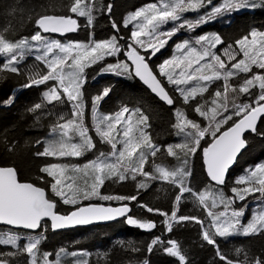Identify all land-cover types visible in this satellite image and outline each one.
Segmentation results:
<instances>
[{
	"label": "snow or ice",
	"instance_id": "6c2138e0",
	"mask_svg": "<svg viewBox=\"0 0 264 264\" xmlns=\"http://www.w3.org/2000/svg\"><path fill=\"white\" fill-rule=\"evenodd\" d=\"M210 5V10L196 20L184 19V13ZM256 6L250 0H223L220 5H213L212 0H155L124 19L123 27L132 25L127 38L119 35L120 27L112 21L116 34L106 39L95 40L91 34L86 42L50 39L44 34L76 32L80 24L74 16L85 18V27L91 28L95 19L94 11L111 12V5H101L98 9L96 0H69L67 11L74 16L48 14L47 11L36 13L34 24L37 30L30 37L10 40L4 34L7 29L0 30V57H3L0 74H21L18 65L31 56L46 71H30L24 87L54 82L43 91L41 102L34 104L28 111L33 114L40 111L41 115L52 116L55 113L47 105L55 108L56 105L68 104L71 108L69 116L57 115L50 130L52 138L44 141L43 150L37 151L35 155L57 159L84 156L96 147L90 130L100 143L110 146L109 152L101 151L83 165L58 162L42 166L39 172L46 175L37 179L45 185L43 187L32 182H20L14 167H0V224L8 226V230H0V246H11L16 250L0 251V264H17L15 258L22 254H27L28 260L21 264H61L62 256L76 257V252L68 253L65 249H60L54 260L49 259L51 253H40L39 245L44 239L42 221L45 219L51 221L52 229H61L123 216L130 225L145 230L154 229L155 222L128 216L131 209L127 204L119 207L96 204L80 206L82 201L92 199L136 200V196L101 194L100 188L106 180L123 182L129 178L136 180L137 176L144 177L138 183V188H146L149 181L158 180L177 190L175 207L170 215L160 209L141 205L149 213L165 216L163 223L168 232L172 231L174 222L195 221L202 227V239L215 247L217 257L225 264H264V254H250L243 247L235 249L236 260L230 259L216 242V237L264 234V163L240 175L234 181L235 186L230 188L232 195L224 192L229 168L246 145L244 133H256L258 121L264 117V32L251 31L226 46L218 34L184 39L175 44V53L171 58L156 66L158 71L149 63L181 30L191 32L217 16ZM169 24L171 27H167ZM121 41L124 43L121 44ZM218 46L223 47L218 50ZM120 55H124L126 60L117 59L115 63L105 64L101 72L138 77L166 105H175L179 98L183 105H190L192 111L207 122L202 125L200 121L189 118L184 108H174L175 122L172 127L175 135L181 137V142L164 146L163 151L179 161L177 166L168 167L155 162L162 146L155 143L149 131V117L139 108L130 109L122 105L118 111L107 114L99 110L101 101L111 91L110 87H105L92 97L91 129L86 125L83 91L87 82L85 70L108 57ZM234 80L239 82L232 83ZM165 81L172 86L175 96L170 94ZM221 81L222 84L205 99V93ZM252 89H257V92L253 94ZM238 96H247L248 99L238 103ZM5 103H12V99ZM41 115H35V120L39 121ZM225 125L228 127L222 131ZM207 137H211L210 142ZM202 141L208 146L202 147ZM13 147L10 146L9 151ZM198 150L203 153L210 181L209 185L199 190L191 186L189 177L192 172L187 167L188 158ZM150 157L153 158V170L146 171L145 165L149 163ZM46 188L50 189L51 196ZM257 193L260 203L252 211L248 222L242 223L247 206L237 209L233 205ZM53 197L59 198L64 205L73 206V210L59 214L56 211L57 201ZM187 198L205 210L210 218L207 226L198 217L177 216L180 202ZM221 206L222 210H215ZM12 229L30 230L38 234L28 236L27 242L21 246L18 242L22 237ZM159 245H164L163 250L177 258L178 264H186V255L176 240L165 242L159 236L154 237L148 245V251ZM74 264H88V261L77 259Z\"/></svg>",
	"mask_w": 264,
	"mask_h": 264
},
{
	"label": "trees",
	"instance_id": "16d2710c",
	"mask_svg": "<svg viewBox=\"0 0 264 264\" xmlns=\"http://www.w3.org/2000/svg\"><path fill=\"white\" fill-rule=\"evenodd\" d=\"M155 0H96L97 8L101 5H111V12L107 10L94 11V21L91 28L85 27L86 19L83 17H75L67 11L69 0H0V30L7 29L4 33L6 38L10 40H18L21 37H30L37 30L34 24L36 13L56 15H73L80 23L79 32L76 35L69 36L61 41H88L90 34L95 40H102L116 34L112 28V21H115L120 27L119 35L127 38L130 35V24L127 28L123 27L124 19L141 7L147 6ZM223 0H212L213 5H220ZM255 3L256 7H243L230 13L217 16L215 19L198 26L193 31L194 39L199 35L218 34L225 41V45L232 44L236 39L249 34L251 31L264 32V0H250ZM211 5L201 8L197 11H189L184 13V18L196 20L199 16L209 11ZM171 27V24H169ZM45 35V34H44ZM187 35L186 30H181L177 35L173 36L168 44L160 50V52L152 57L150 63L155 71L156 66L163 60L171 58L175 53L176 43L182 42L180 36ZM179 37L177 40L175 38ZM124 41H121L123 44ZM223 46H218V50ZM223 58V57H222ZM239 58V57H238ZM117 59L125 60L124 55L119 57H108L101 63L95 64L85 70L87 82L84 85L85 99V116L86 125L91 129L92 111L91 99L93 96L102 92L105 87H110L111 91L100 103V111L103 113H114L118 111L122 105H127L130 109L139 108L145 115L149 117L151 132L155 143L162 146V151L155 158L156 163H162L168 167L178 165L173 157H169L163 147L169 144L181 142V137L175 135L172 124L175 122L173 110L175 107H182L186 111L189 118L196 119L203 123H207L202 117H199L192 111V107L182 104V100L177 98L176 104L169 107L157 99L146 87H144L136 77L129 78L127 76L115 75L113 73L101 72V68L105 64L115 63ZM3 63V57H0V64ZM18 67L21 74L4 72L0 74V166L14 167L18 173L20 181L32 182L38 186H45L37 177L46 175L39 172V169L49 163H70L75 165H83L91 159H94L99 152H109L110 146L102 144L95 133L90 130V135L96 144L95 149L86 153L79 158L65 157H38L35 155L37 151H42L44 141L51 139L50 130L55 123L57 115L63 114L66 117L70 115V105H47V108L55 114L52 116L41 115V112L33 114L28 111L34 104L41 102L42 93L49 87L52 81L47 85H33L32 87H24L27 82L29 72L46 71L42 64L35 61L33 57H27ZM254 71H259L254 69ZM243 75V74H242ZM250 75V74H249ZM234 80L232 83H238ZM222 84L217 82L204 98H209L217 87ZM166 88L170 94L176 95L172 91V86L167 85ZM253 94L257 89H252ZM12 99V103H5ZM238 102H244L247 96H238ZM199 101L200 98L198 97ZM55 104V102H54ZM35 115H41L39 121L35 120ZM234 119H238L235 118ZM232 122L230 121L229 124ZM228 125H225V130ZM209 142L211 137L206 138ZM40 141V143H37ZM247 147L241 154L237 166L230 172V177L224 186V192L232 195L230 188L234 181L246 173L248 169H252L260 163L264 162V118H262L257 133L255 135H247ZM202 147H207V143L201 142ZM14 146L9 151V147ZM152 160L145 165L146 171H152ZM187 167L191 170L192 175L189 177L191 186L194 189H202L210 184L207 177L202 151L198 150L195 155L188 158ZM51 179V178H47ZM144 180V177L137 176L136 180L131 178L123 182L115 180H106L100 188L101 194L120 195L125 197L136 196V200L125 201H103L96 199L93 202H103L107 204H130L132 211L130 216L142 221L155 222L156 227L151 230L141 229L127 223L126 218L117 220L108 224L93 225L84 228L69 229L54 232L51 224L46 222L43 225L42 232L44 239L39 245L40 253H51V260L55 259V254L60 249H65L68 253L76 252L78 255L73 257L68 255L61 259V264H74L77 259H86L88 264H178L175 257H171L163 250L164 245H159L148 251V245L154 237L159 236L163 241L169 239L176 240L186 255V264H225L219 260L216 255V249L213 245L207 244L202 239V227L195 221H182L173 223L171 232H168L163 221L165 216L159 213H149L147 205L154 209H160L162 212L171 214L174 209V199L177 190L166 182L153 180L148 182L146 188H138V183ZM51 196L49 188H46ZM187 196V194H185ZM57 201V212L67 214L73 210V206L64 205ZM90 202L82 201L81 205ZM80 205V206H81ZM245 204L236 201L233 207L239 209ZM217 210V209H215ZM195 216L205 221L207 226L210 218L205 210L195 204L191 198L183 199L177 211V216ZM0 230H8L7 227H0ZM23 236L37 235L38 233L26 232L22 230H14ZM27 242L26 237H22L19 241L21 246ZM216 242L220 250L230 259L236 260L235 249L243 247L250 254H264V234L252 236H229L216 237ZM0 251H16L11 246H0ZM81 253H87V256H81ZM242 258V257H240ZM11 259V258H10ZM17 264L28 260L27 254H22L15 258Z\"/></svg>",
	"mask_w": 264,
	"mask_h": 264
},
{
	"label": "water",
	"instance_id": "95a60500",
	"mask_svg": "<svg viewBox=\"0 0 264 264\" xmlns=\"http://www.w3.org/2000/svg\"><path fill=\"white\" fill-rule=\"evenodd\" d=\"M78 23H79V21H78ZM80 24V23H79ZM81 27V26H80ZM80 29V28H79ZM79 29L76 31V32H72V33H66V34H64V35H60V34H55V33H46L45 35H52V36H55V37H58V38H62V39H65V38H67V37H69V36H73V35H76L78 32H79ZM126 58V57H125ZM129 63H130V61H129ZM150 63V62H149ZM150 66H152L151 65V63H150ZM137 79H138V81L144 86V87H146L150 92H151V90L142 82V81H140V79L138 78V77H136ZM152 93V92H151ZM153 94V93H152ZM157 99H159L155 94H153ZM160 100V99H159ZM161 101V100H160ZM162 102V101H161ZM162 103H164V102H162ZM165 104V103H164ZM166 105V104H165ZM168 106V105H167ZM174 106V105H173ZM173 106H169V107H173ZM262 118H264V117H262ZM262 118L258 121V124H257V129H258V127H259V124H260V122H261V120H262ZM257 133V132H256ZM256 133H253V132H251V131H246L245 133H244V136H243V138L246 140V136L247 135H249V134H253V135H255ZM246 147H247V142H246V145H245V147L243 148V149H241V151H240V153L238 154V156H237V158H236V161L234 162V164L229 168V171H228V173H227V175H226V183H227V181H228V178L230 177V172L237 166V163H238V160H239V158H240V156H241V154L245 151V149H246ZM205 165V164H204ZM205 170H206V166H205ZM207 174V173H206ZM208 177V176H207ZM17 178H18V180L20 181V179H19V176H18V173H17ZM209 179V178H208ZM20 182H22V181H20ZM47 191V190H46ZM48 192V191H47ZM89 204H96V205H102V206H105V207H108V206H111V207H119V206H121L122 204H115V205H113V204H107V203H103V202H90V203H87V204H83V205H81V206H87V205H89ZM128 205V207L131 209V211H132V207H131V205L130 204H127ZM57 211V210H56ZM131 211L129 212V213H127V215L128 216H130V214H131ZM59 214H61V213H59ZM123 218H125V217H117V218H115V219H112V220H107V221H94V222H92V223H90V224H87V225H74V226H68V227H65V228H61V229H52L54 232H57V231H64V230H69V229H77V228H84V227H89V226H93V225H99V224H108V223H112V222H115V221H117V220H120V219H123ZM46 222H49L50 224H51V221L50 220H48V219H45L44 221H42V225H44ZM0 227H7L8 228V226H6V225H2V224H0ZM15 230H22V231H26V232H32V231H30V230H23V229H15ZM39 231V230H38ZM32 233H37V232H32Z\"/></svg>",
	"mask_w": 264,
	"mask_h": 264
},
{
	"label": "rangeland",
	"instance_id": "374dc122",
	"mask_svg": "<svg viewBox=\"0 0 264 264\" xmlns=\"http://www.w3.org/2000/svg\"><path fill=\"white\" fill-rule=\"evenodd\" d=\"M184 19H187V20H190L188 17H186V18H184ZM167 27H170V25H168ZM186 33H187V35H185V36H180L182 39H190L189 37L191 36V37H193V31H191V32H189V31H187L186 30ZM45 36H48L50 39H55V40H60L61 41V39L60 38H57V37H55V36H51V35H45ZM179 37H177V38H175V40H177ZM69 41H71V40H65V41H61V42H69ZM173 46H175V44L173 45ZM159 53V52H158ZM157 53V54H158ZM156 54V55H157ZM237 102H238V99H237ZM239 103V102H238ZM203 124H206V123H203ZM262 163H264V162H262ZM261 164V163H260ZM233 186H235L234 184H233ZM232 186V187H233ZM257 197H259V194L257 193V194H254V195H249L244 201H241L242 203H244L246 206H247V210H246V212H245V215L242 217V223H247L248 222V220L250 219V217H251V214H252V211L258 206V204L260 203V200H258L257 199ZM84 201H87V202H93V201H96V199H92L91 201H89V200H84ZM236 203V202H235ZM235 205V204H234ZM219 210H222V206L219 208V209H217L216 211H219ZM20 236L21 237H28V236H23V235H21L20 234ZM233 236H237V235H233ZM19 243V242H18ZM68 255H65V256H62L61 257V259H63L64 257H67ZM49 259H50V257H49Z\"/></svg>",
	"mask_w": 264,
	"mask_h": 264
},
{
	"label": "bare ground",
	"instance_id": "6f19581e",
	"mask_svg": "<svg viewBox=\"0 0 264 264\" xmlns=\"http://www.w3.org/2000/svg\"><path fill=\"white\" fill-rule=\"evenodd\" d=\"M77 19V18H76ZM78 20V19H77ZM79 21V20H78ZM52 36V35H51ZM125 60H126V58H125ZM249 135H251V134H249ZM253 135V134H252ZM247 137V136H246ZM1 167V166H0ZM206 171V170H205ZM22 182H24V181H22ZM15 230V229H14ZM38 233V232H37Z\"/></svg>",
	"mask_w": 264,
	"mask_h": 264
}]
</instances>
